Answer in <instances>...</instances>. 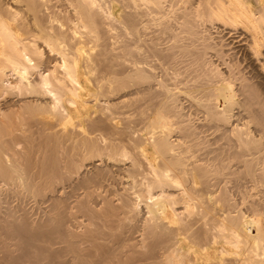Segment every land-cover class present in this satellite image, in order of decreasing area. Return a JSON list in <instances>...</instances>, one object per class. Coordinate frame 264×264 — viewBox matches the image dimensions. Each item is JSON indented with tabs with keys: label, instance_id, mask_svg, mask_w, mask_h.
I'll use <instances>...</instances> for the list:
<instances>
[{
	"label": "bare ground",
	"instance_id": "obj_1",
	"mask_svg": "<svg viewBox=\"0 0 264 264\" xmlns=\"http://www.w3.org/2000/svg\"><path fill=\"white\" fill-rule=\"evenodd\" d=\"M215 26L257 59L264 0H0V264H264V75Z\"/></svg>",
	"mask_w": 264,
	"mask_h": 264
},
{
	"label": "rangeland",
	"instance_id": "obj_2",
	"mask_svg": "<svg viewBox=\"0 0 264 264\" xmlns=\"http://www.w3.org/2000/svg\"><path fill=\"white\" fill-rule=\"evenodd\" d=\"M241 30H232V29H228V28H223V27H213L210 29V38H212V42L213 43H216L218 45H222V50L225 51L226 53V56L225 57H222V58H218L215 59L216 56H214V54L212 52H209L210 54L209 55H212V60L215 61V63H226V62H223V60L225 61H231L233 60L234 58V62H236L235 60L239 61V70L241 71V73L244 74L245 77L249 78L252 82H257L258 80L261 81V76L259 77H255L256 75V72L257 74H260L262 73L261 75H264V70L262 71L261 68H259L258 66H261L263 63H264V46L260 49V55L257 57H253V56H250L251 54V51L249 50V41L248 39L246 38V36H244L243 34L240 33ZM248 43V44H247ZM246 52V54H245ZM242 54H244L242 56ZM246 55V56H245ZM228 56L229 59H228ZM246 57V59H245ZM251 57V58H250ZM244 58V59H243ZM248 58V59H247ZM250 58V59H249ZM249 61V62H248ZM232 62V63H234ZM251 63L252 66H251V69L250 67H246L248 66L247 64L248 63ZM261 64V65H260ZM222 67H224L222 65ZM253 68V69H252ZM255 68V69H254ZM254 70V72L252 71ZM260 70L262 72H260ZM255 73V74H254ZM251 75V77H250ZM253 75V76H252ZM185 107H187V105L184 104ZM185 112L187 111V108L184 110ZM195 114H198V113H194L192 115V119L196 122H199L200 120L199 119H202V115L199 113L198 115H195ZM198 118V120H197ZM210 134H211V131H207L205 132V135L208 136L210 138ZM20 148V147H18ZM18 200V201H17ZM17 202H19V199L12 196L11 197V203L12 205L14 204H17ZM41 201H35L34 200H29L25 203V208L26 210L23 211H16V214L19 215H26V219H27V222L32 224H38L41 222H44L47 217H48V213L49 211L47 212L46 209H48L47 207V203H40ZM46 210V211H45ZM22 213V214H21ZM43 220V221H42ZM60 245H56L55 247H58ZM2 254V252L0 253V255ZM1 258V257H0ZM25 264H30L29 262H25Z\"/></svg>",
	"mask_w": 264,
	"mask_h": 264
}]
</instances>
